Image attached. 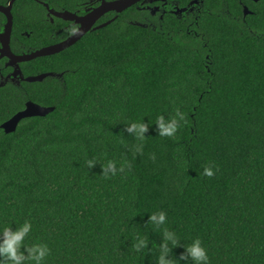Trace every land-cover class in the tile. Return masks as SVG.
Masks as SVG:
<instances>
[{"label":"trees","instance_id":"obj_1","mask_svg":"<svg viewBox=\"0 0 264 264\" xmlns=\"http://www.w3.org/2000/svg\"><path fill=\"white\" fill-rule=\"evenodd\" d=\"M203 32L206 47L118 20L24 68L61 80L0 88V229L31 220L45 264H156L166 230L173 258L199 238L210 264H264V38L215 19ZM28 101L55 111L6 134ZM177 108L179 131L159 137L157 117ZM132 122L149 124L145 140ZM109 160L131 168L105 178ZM159 211L167 223L148 225Z\"/></svg>","mask_w":264,"mask_h":264},{"label":"flooded vegetation","instance_id":"obj_2","mask_svg":"<svg viewBox=\"0 0 264 264\" xmlns=\"http://www.w3.org/2000/svg\"><path fill=\"white\" fill-rule=\"evenodd\" d=\"M118 1L127 0H0V88L14 87L25 92L30 85L47 79L61 80L63 76L58 77L60 74L53 71L27 74L24 68L27 65L28 71L30 64L62 52L20 63L22 76L18 77L13 76L16 67L10 65V56L31 55L63 44L78 33L83 20L103 2L112 4ZM213 19L238 24L250 34L264 38L258 33L264 31V0H137L121 13H105L84 37L103 24L110 26L121 20L123 24L151 29L171 40L189 37L204 43L203 28H207L208 21ZM209 59L207 55L206 60ZM49 73L55 76L47 77L43 82L27 81L29 77Z\"/></svg>","mask_w":264,"mask_h":264},{"label":"clouds","instance_id":"obj_3","mask_svg":"<svg viewBox=\"0 0 264 264\" xmlns=\"http://www.w3.org/2000/svg\"><path fill=\"white\" fill-rule=\"evenodd\" d=\"M185 120V114L177 108L174 115L167 116L161 114L155 121L156 130L159 137H174L179 131L182 122ZM126 131L130 136H135L138 140H145L146 133L149 131V124L144 122H132L126 126ZM142 145L136 146V152L142 153ZM156 159L155 155L152 157ZM97 162L88 161V167L94 168ZM102 176L111 178L131 168L130 163L125 160L117 162L109 160L106 164H101ZM203 175L212 177L215 175L213 167H205ZM167 213L165 211L150 213L148 225L160 226L167 223ZM33 231L31 220H25L15 229L12 226H6L0 229V264H45L47 257L51 254V249L46 243L36 242L31 245L26 240ZM172 245V249L169 248ZM149 241L144 238H137L133 247L137 252L148 249ZM181 246L178 236L175 232L165 231L163 233V243L159 245L160 254L156 264H210L208 249L201 239L196 238L190 244L184 246V252L178 258L172 257L171 252L174 248Z\"/></svg>","mask_w":264,"mask_h":264},{"label":"water","instance_id":"obj_4","mask_svg":"<svg viewBox=\"0 0 264 264\" xmlns=\"http://www.w3.org/2000/svg\"><path fill=\"white\" fill-rule=\"evenodd\" d=\"M136 1L137 0L118 1L112 4L103 2L100 8L94 10L93 13H90L89 16H87L83 20V26L78 31V33L74 35L72 38H70L68 41L64 42L63 44L43 49L31 55L16 56V55L11 54L10 56L11 64L10 65L16 67L13 76L14 77L22 76V72L18 66L20 63L28 62L33 59L39 58V57L59 54L67 50L68 48L74 46L77 42H79L88 32H90L92 30V27L97 23L100 17H102L105 13H109L111 11L121 13L122 11H124L125 9H127L128 7L136 3ZM10 9H11V6L7 9V11ZM9 24L12 25V20H10ZM107 26H108V23L103 24L95 29L100 30ZM53 76H55L54 73L43 74V75H39L36 77H29L27 81L32 82V83L43 82L44 79H46L47 77H53ZM62 76H63L62 74L58 75V77H62ZM54 111H55L54 107H44L33 101H29L27 102L26 107L23 111L17 113L12 119L5 122L1 126V128L5 131L6 134H13L17 132L23 120L35 118V117L45 118L48 115L52 114Z\"/></svg>","mask_w":264,"mask_h":264}]
</instances>
